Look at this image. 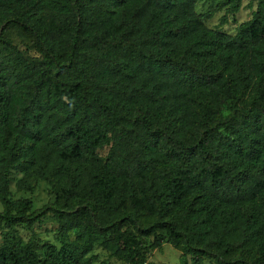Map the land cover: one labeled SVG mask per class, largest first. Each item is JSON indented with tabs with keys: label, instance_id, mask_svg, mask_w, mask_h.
<instances>
[{
	"label": "trees",
	"instance_id": "1",
	"mask_svg": "<svg viewBox=\"0 0 264 264\" xmlns=\"http://www.w3.org/2000/svg\"><path fill=\"white\" fill-rule=\"evenodd\" d=\"M125 1L10 6L5 24L24 26L41 58L0 54V264H90L101 239L129 264L164 242L194 264H264V102L222 115L264 73L248 55L264 40V0L233 36L205 28L194 0ZM14 169L49 181L58 208L11 200ZM48 213L58 246L16 234Z\"/></svg>",
	"mask_w": 264,
	"mask_h": 264
},
{
	"label": "rangeland",
	"instance_id": "2",
	"mask_svg": "<svg viewBox=\"0 0 264 264\" xmlns=\"http://www.w3.org/2000/svg\"><path fill=\"white\" fill-rule=\"evenodd\" d=\"M133 0H126L125 3H131ZM135 1V0H134ZM238 2V10L233 11L231 4ZM17 5L20 8L31 11H65L68 0H0V41L8 40L11 46L16 50L13 54L5 45L0 42V54L3 57L11 58L18 55L25 62L40 59L41 55L35 47L28 31L21 24H5L6 15L10 12L11 5ZM258 7V0H194L193 12L200 19L202 25L213 31H218L227 35H235L238 29L245 22L253 18ZM116 13H122L123 7L113 8ZM252 59L264 61V40L252 44L248 54ZM193 94V101L210 97L209 91H196ZM257 98L264 102V73L261 77L253 81L248 92L244 93L237 99H230L223 105L222 115L228 117L232 112H241L252 103V99ZM110 146H105L98 150V156L104 160L109 152ZM9 179V197L11 200L28 199L32 203V210H39L43 207L58 208L56 204V193L50 182L40 176L30 175L21 170H10ZM2 210L0 203V212ZM249 212L250 208H245ZM59 223L54 219L52 214L48 213L39 222L32 226V232L23 228L16 227V234L22 240L27 241L34 234L39 241V245L44 242L59 245L58 238ZM4 231L3 225L0 224V242L1 233ZM164 234V233H163ZM76 236V230L73 229L64 233L65 240L73 242ZM145 247H149L153 241L152 238L143 239ZM85 258L90 259V264H129L126 261V255L122 252H116L112 241L100 240L95 242L90 250L85 253ZM258 257V256H257ZM256 257V258H257ZM145 264H194L192 257L184 255L181 245L173 246L164 242L159 249H148ZM202 264H222L220 257L215 253H210ZM252 264L249 258L244 263Z\"/></svg>",
	"mask_w": 264,
	"mask_h": 264
}]
</instances>
